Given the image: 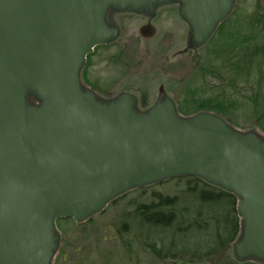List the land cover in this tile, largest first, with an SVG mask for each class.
<instances>
[{
	"label": "water",
	"instance_id": "obj_1",
	"mask_svg": "<svg viewBox=\"0 0 264 264\" xmlns=\"http://www.w3.org/2000/svg\"><path fill=\"white\" fill-rule=\"evenodd\" d=\"M162 2H178L204 42L235 5L0 0V264H48L59 219L82 222L131 190L184 175L237 196L234 257L264 263L262 139L209 113L182 119L171 102L138 116L133 97L103 103L80 86L87 57L113 42L108 10L150 14ZM30 93L44 104L29 106Z\"/></svg>",
	"mask_w": 264,
	"mask_h": 264
},
{
	"label": "rangeland",
	"instance_id": "obj_2",
	"mask_svg": "<svg viewBox=\"0 0 264 264\" xmlns=\"http://www.w3.org/2000/svg\"><path fill=\"white\" fill-rule=\"evenodd\" d=\"M259 8L264 14V0H235L231 14L215 29L208 42L201 40L202 37L184 19L178 2H162L150 14L110 8L105 24L112 31L114 44L100 47L86 60L78 73L80 86L103 103L117 101L122 95L133 97L138 116L146 115L163 102H171L182 119L209 113L223 119L236 133H253L264 141V120L259 119L261 112L257 114L249 102L253 90L249 84L260 81L259 72H264V65L256 71L247 87L245 81L241 83L243 88L237 94L231 93L229 87L221 86L210 75H197L200 68L219 63L214 60L216 53L219 57L225 56V50L220 51L226 43V39L220 38L222 32L228 34L242 27L243 35L254 36L258 45L264 47V33H253L258 30L251 26V17ZM221 26L225 27L222 31ZM260 82V86L257 83L254 86H258L264 97V78ZM195 84L199 87L195 93L198 99L233 97L238 105L236 113L225 117L211 111L181 114L178 102ZM43 104L35 93L28 95L29 106L37 108ZM179 189H182V183L175 180L154 185L145 191L142 201L150 200L153 192L174 195ZM139 198L137 192L131 190L82 222L58 220V240L48 264H211L192 259L156 260L144 252L133 253L137 247H127L128 243H123H132V232L128 234L131 227L124 231L122 225L129 222L124 216L131 209L129 204ZM130 222L133 225V221ZM241 239L240 227L234 243ZM131 255L135 258L131 259Z\"/></svg>",
	"mask_w": 264,
	"mask_h": 264
},
{
	"label": "trees",
	"instance_id": "obj_3",
	"mask_svg": "<svg viewBox=\"0 0 264 264\" xmlns=\"http://www.w3.org/2000/svg\"><path fill=\"white\" fill-rule=\"evenodd\" d=\"M262 13L259 8L251 17L252 28L258 30L253 33H264ZM224 26L220 27V31ZM241 30L242 27L228 34L222 32L220 38L226 39V43L220 51L225 50V56L219 57L216 53L217 58L214 60H219V63L200 68L197 74L201 77L212 76L221 86L229 87L233 94L243 88L242 82L245 81L247 87L252 77L257 74L256 71L264 65V47L258 45L254 36H248V33L243 35ZM259 73L261 81L264 72L260 70ZM260 81L255 82L260 86ZM255 84H249L253 87L249 102L257 114L261 112L259 119L264 120V97H261ZM256 87L258 90H254ZM198 88L195 84L179 100L181 114L187 116L197 111H211L225 117L236 113L238 105L233 97L198 99L195 96ZM172 180L182 183V189L174 195L153 192L150 200L142 201L145 191L151 186L134 190L140 198L129 204L131 209L124 214L129 222L122 225L124 231L131 227L128 234L132 232V243H123H128L127 247L131 245L132 248L136 246L140 249H131L133 253L144 252L156 260L192 259L211 264H258L239 262L232 256L233 244L240 233L236 195L188 175L157 185L167 184ZM130 221H133V225Z\"/></svg>",
	"mask_w": 264,
	"mask_h": 264
},
{
	"label": "flooded vegetation",
	"instance_id": "obj_4",
	"mask_svg": "<svg viewBox=\"0 0 264 264\" xmlns=\"http://www.w3.org/2000/svg\"><path fill=\"white\" fill-rule=\"evenodd\" d=\"M130 258H131V259H134V258H135V256H134V255H131V256H130Z\"/></svg>",
	"mask_w": 264,
	"mask_h": 264
}]
</instances>
